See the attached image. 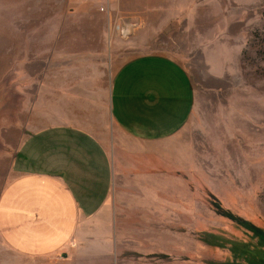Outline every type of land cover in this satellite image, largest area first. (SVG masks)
<instances>
[{"label":"rangeland","instance_id":"rangeland-1","mask_svg":"<svg viewBox=\"0 0 264 264\" xmlns=\"http://www.w3.org/2000/svg\"><path fill=\"white\" fill-rule=\"evenodd\" d=\"M48 10L0 0V116L9 102L23 120L62 117L98 139L117 67L155 54L185 69L193 110L155 160L124 155L109 207L67 252L44 263L0 244V264H264L238 252L264 253V0H163L123 25L121 13L92 21L72 6ZM85 240L100 246L80 250Z\"/></svg>","mask_w":264,"mask_h":264},{"label":"crops","instance_id":"crops-1","mask_svg":"<svg viewBox=\"0 0 264 264\" xmlns=\"http://www.w3.org/2000/svg\"><path fill=\"white\" fill-rule=\"evenodd\" d=\"M162 3L43 0V13L51 14L52 6L68 5L74 12L88 13L92 21L121 13L123 25L129 14L147 17ZM48 29L53 27L49 24ZM43 40L47 47L53 46L52 34ZM192 92L185 69L171 57L155 54L117 67L107 105L111 123L98 139L62 117L61 122L43 126L42 119L23 120L19 106L3 105L7 111L3 109L0 116V162L9 163V174L0 194V244L15 255L44 263L67 252L71 241L82 236L83 225L88 227L90 219L109 207L124 155L150 159L153 154L155 160L158 142L172 139L186 126L193 110ZM15 110L18 116L12 117ZM86 242V247L78 246L80 250L96 251L100 246Z\"/></svg>","mask_w":264,"mask_h":264},{"label":"trees","instance_id":"trees-1","mask_svg":"<svg viewBox=\"0 0 264 264\" xmlns=\"http://www.w3.org/2000/svg\"><path fill=\"white\" fill-rule=\"evenodd\" d=\"M255 236L263 238L264 237V233L262 231L256 230ZM253 251H257V250H253ZM238 252H240L241 254H239V255H242V256H247V255L251 256L252 255L250 258L258 259L261 263L264 261V253H262V252H255L256 254H253V253H251L248 250L242 249V247H241V249L238 250ZM250 261L253 262L254 260H250Z\"/></svg>","mask_w":264,"mask_h":264},{"label":"bare ground","instance_id":"bare-ground-1","mask_svg":"<svg viewBox=\"0 0 264 264\" xmlns=\"http://www.w3.org/2000/svg\"><path fill=\"white\" fill-rule=\"evenodd\" d=\"M127 34V32L126 33H124V35H126Z\"/></svg>","mask_w":264,"mask_h":264}]
</instances>
